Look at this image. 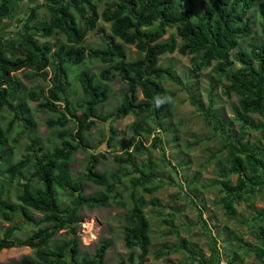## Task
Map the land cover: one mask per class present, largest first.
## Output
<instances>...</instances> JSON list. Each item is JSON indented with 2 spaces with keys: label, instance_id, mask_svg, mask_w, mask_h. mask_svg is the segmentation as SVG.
I'll use <instances>...</instances> for the list:
<instances>
[{
  "label": "trees",
  "instance_id": "trees-1",
  "mask_svg": "<svg viewBox=\"0 0 264 264\" xmlns=\"http://www.w3.org/2000/svg\"><path fill=\"white\" fill-rule=\"evenodd\" d=\"M23 2L0 0V23L14 13L15 3ZM41 7L47 10V16L35 22ZM253 10H258L260 37L246 40L255 32ZM99 20L108 24V31L98 24ZM91 30L101 35L102 47L86 44V34ZM21 31V40L0 42V113L6 109L12 114L7 127L0 125V217L11 224L0 237V251L27 246L34 253L9 264H105L110 245L107 240L101 241L91 255L80 252L77 229L82 216L79 209L105 205L111 197L116 198V184L121 182L120 171L126 164L133 166L139 176L131 179V206L123 215L121 227L128 254L118 264H147L150 221L144 210L146 201L142 196L136 197L134 191L138 185L151 182L153 176L148 168L138 169L133 159L134 153L149 152L142 139L136 140L131 151L125 149V155L113 156L119 172L96 169L100 157H105L103 153H89L85 172L77 178L72 176L69 162L75 151L87 147L85 135L97 119L124 117L130 113L135 116L130 125L133 134L154 133L151 146H158V132L164 128L174 95L162 82L164 78L174 79L172 69L159 64L160 56L166 53L189 56L197 73L211 66L215 78L226 81L223 94L228 98L237 97L233 113L241 130L251 128L259 132L254 141L244 140L243 134H232L214 111L211 92L205 106L190 96V102L201 112L204 122L223 139L226 165L220 166L219 179L214 182L220 185L219 203L225 213L236 216V204L248 201L264 189V183L260 186L253 183L257 178L264 179V0H43L28 7ZM52 37L57 46L55 50L48 40ZM244 40L246 47L240 46ZM126 45L135 47L138 56L128 58ZM86 60H99L106 67L98 76L84 68L78 70L75 87L69 70ZM18 72L44 78L50 73V86L45 90L27 89L16 75ZM116 77L125 83V90L114 111L101 115L97 108L108 100L107 82ZM76 92L80 96L72 99ZM27 101H34L39 110L52 113L46 121L49 127L61 128L53 146L45 147L39 139L31 137L34 121ZM252 114L260 119L253 120ZM16 121L22 124V133L28 141L26 153L13 160L12 144L17 138H12L11 144L9 132ZM70 122L72 130L62 132ZM110 131L106 140L109 146L117 134L114 128ZM231 175H236L234 182L230 181ZM83 181L103 190L97 195H85ZM59 191L71 198L64 206L59 202ZM151 203L156 205L154 200ZM197 210L200 223L208 230L202 209L197 207ZM34 212L41 216L36 217ZM25 226H31V232L18 238L17 234ZM61 230L67 237L56 241L55 234ZM208 236L211 243L207 257L197 253L185 239L179 241L190 262L217 264L220 253L216 240L209 230ZM258 239L260 242L252 250L260 264H264V228H260ZM172 248L158 249L155 257ZM237 258L234 255L228 264H234Z\"/></svg>",
  "mask_w": 264,
  "mask_h": 264
},
{
  "label": "rangeland",
  "instance_id": "rangeland-1",
  "mask_svg": "<svg viewBox=\"0 0 264 264\" xmlns=\"http://www.w3.org/2000/svg\"><path fill=\"white\" fill-rule=\"evenodd\" d=\"M42 1L25 0L22 4L15 3L14 13L0 23V42L21 40L23 36L21 23L28 7ZM102 6L103 2L99 4V8ZM251 14L255 32L246 40L260 37L258 10H253ZM37 16L35 22L42 21L47 16V10L44 7L39 8ZM98 24L103 25L105 31H108L107 23L99 20ZM48 40L55 50L57 47L55 39L52 37ZM246 40L242 41L240 46L246 47ZM86 44L89 47H102L101 35L96 30L89 31L86 34ZM126 54L128 58L138 56L136 48L131 45H126ZM159 64L172 69L174 79L164 78L162 82L174 95L171 98V110L163 122L164 128L158 132V146H151L154 133L149 136L133 134L130 125L135 120V116L131 113L124 117L97 119L96 124L85 135L87 147L78 149L72 155L69 162L72 176L77 178L84 174L89 153L105 155L100 157L97 170L107 173L119 172L118 163L113 156L121 153L125 155L123 151L125 149L131 151L136 140L141 138L149 152L134 153L133 159L138 169L148 168L153 174L151 182L144 186L138 185L134 189L136 197L142 196L146 201L144 210L150 221L151 243L148 247L146 263L199 264L197 261L190 262L186 250L179 245V241L185 239L197 253L207 257L210 254L211 243L209 230L216 240L220 253L217 264H228L229 259L234 255H238L234 264H260L252 249L260 242L258 232L260 228H264V189L250 196L248 201L236 204L238 211L236 216L230 217L225 213L219 203L220 185L214 182L219 179L220 166L226 165V150L222 149L223 139L204 122L201 112L190 102V96L192 95L205 106L208 103V94L211 92L214 111L220 115L232 134L236 136L243 134L244 140L254 141L259 137V132L251 128L241 130L240 123L234 119L233 113L237 97L231 95L228 98L223 94L222 87L226 81L216 79L211 66L197 73L192 69L189 56L177 52L161 55ZM105 67L106 65L99 60H86L84 64L70 68V80L76 87L75 73L78 70L84 68L98 76L100 70ZM16 75L27 89L45 90L50 86L48 80L50 73L45 78L30 77L23 72H18ZM107 84L110 88L108 100L97 108V112L101 115L114 111L125 90V83L118 77ZM78 96L80 94L76 92L72 94V99ZM27 105L30 109L29 115L34 121L31 137L39 139L45 147L53 146L58 140L57 134L61 132L59 130L61 128L47 125L46 121L52 117V113L39 110L34 101H27ZM251 117L253 120L260 119L257 114H252ZM11 118L12 114L5 109L0 113V125L7 127ZM66 128L62 132L72 130L73 123H68ZM111 128H114L117 134L109 146L106 140L111 135ZM12 138H17V141L13 143ZM9 139L11 144L13 143V160L20 159L26 153L28 138L22 133V124L19 121L11 126ZM128 145L129 148H126ZM120 172L122 177L121 182L116 184V198L111 197L105 205L93 208L81 206L79 209V214L82 216L77 229L80 252L91 255L101 241L107 240L110 245L105 253V264H118L120 260H125L128 254L122 239L121 227L123 215L131 206L130 194L133 187L131 179L137 178L139 172H135L130 164H126ZM235 179L236 175L230 176V181L234 182ZM253 183L255 186H260L264 183V179L257 178ZM154 186L156 188H153ZM83 188L85 195H97L103 190L101 186L88 181H83ZM58 197L62 206L71 199L63 191L58 192ZM152 200L156 205L151 203ZM195 204L202 209V217L206 220L208 230L200 223ZM170 213L174 215L170 216ZM34 215L41 216L38 212H34ZM163 218H166V222H163ZM10 225L0 217V237ZM175 229H178L177 233L174 232ZM31 230V226H25L17 237L23 238ZM62 231L55 234L56 241L67 237ZM166 247L173 248L166 254L155 257L158 249L166 250ZM138 251L139 249L136 248V252ZM33 253L34 250L27 246L6 248L0 251V264H9L24 255L32 256Z\"/></svg>",
  "mask_w": 264,
  "mask_h": 264
}]
</instances>
